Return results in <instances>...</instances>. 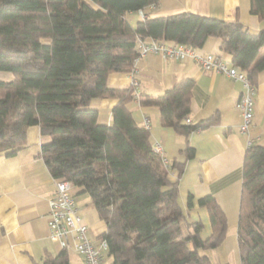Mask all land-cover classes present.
I'll use <instances>...</instances> for the list:
<instances>
[{"label":"trees","instance_id":"obj_1","mask_svg":"<svg viewBox=\"0 0 264 264\" xmlns=\"http://www.w3.org/2000/svg\"><path fill=\"white\" fill-rule=\"evenodd\" d=\"M160 0H0V154L11 156L37 124L51 139L41 157L54 178L68 179L77 193H87L107 223L100 237L108 244L112 264H214L204 249L225 240L228 219L212 194L198 198L209 211L212 232L201 236L203 222H188L179 203L184 163L167 165L127 102L134 87L109 85V74L131 71L138 42L153 38L195 48L209 36L246 72L252 83L264 68V30L251 32L238 19L191 11L147 16L132 25L127 17ZM251 12L264 18V0H251ZM192 78L177 81L143 104L160 107L161 122L181 133L218 122L213 115L187 122ZM115 96L111 124L100 123L95 97ZM187 157L195 149L185 147ZM189 205L193 195H189ZM240 264H264V145L247 146L243 160L237 226ZM36 264H70L69 250ZM230 264V263H225Z\"/></svg>","mask_w":264,"mask_h":264},{"label":"crops","instance_id":"obj_2","mask_svg":"<svg viewBox=\"0 0 264 264\" xmlns=\"http://www.w3.org/2000/svg\"><path fill=\"white\" fill-rule=\"evenodd\" d=\"M146 11L148 16L191 11L228 20L238 19L251 32L264 30V18L251 12V0H160L159 4L147 7ZM131 13L133 11L127 13L128 19ZM141 18L138 12L135 21L130 22L136 25ZM221 44V37L209 36L197 51L212 52L231 60ZM135 68L139 73L140 97L134 95L127 106L139 124L149 127L151 143L163 146L170 163H184L181 173L177 166H171L169 177L179 182L178 199L186 221L203 222V238L211 234L212 223L208 208L200 205L198 198L212 194L221 204L228 219V234L221 245L203 252L211 257L213 263L216 257L219 264H233L225 243L232 234L238 243L244 153L249 140L264 145V68L257 76L254 118L247 133L241 131L243 114L237 105L243 92L241 81L225 73L204 70L192 57L173 59L150 53L135 60ZM185 78L194 81L188 115L192 122L218 115L217 123L181 133L162 124L158 105L141 103L142 97L160 96ZM131 80L130 71H114L109 74L108 82L112 87L124 88L131 85ZM118 102L119 98L115 96L91 100V106L98 109L100 123H112V111ZM50 139L51 136L43 133L39 125H30L21 149L11 156L0 154V264L41 263L60 250L49 237L47 222L48 199L54 192V177L41 157L42 146ZM187 144L195 149L193 157L186 155ZM72 192L79 212L88 224V235L98 241L107 229L106 221L100 217L87 193H77L74 186ZM190 194L193 195L192 206L188 200ZM68 250L70 264H82V256L73 249ZM233 252L235 254V250ZM234 264H240V261Z\"/></svg>","mask_w":264,"mask_h":264},{"label":"built area","instance_id":"obj_3","mask_svg":"<svg viewBox=\"0 0 264 264\" xmlns=\"http://www.w3.org/2000/svg\"><path fill=\"white\" fill-rule=\"evenodd\" d=\"M148 7H154L150 5ZM146 8L138 12L142 18L148 16ZM139 53L135 57L147 56L150 53H159L163 57L173 59L194 58L204 70L217 73H225L242 82L243 92L237 103L243 114L241 131L247 133L254 118L255 97L257 85L252 83L245 71L235 65L231 60L224 59L219 55L206 52L199 53L197 48L186 44L176 43L167 40L145 38L138 42ZM132 75L131 85L134 87V95L140 97L139 73L134 68L130 71ZM186 121L191 118L186 116ZM149 120H147V125ZM252 141H248V145ZM154 149L163 156L164 162L169 165L170 159L166 155L160 143L153 145ZM73 183L68 179L54 178V192L48 199V227L49 237L60 248L73 249L82 256V264H104V253L107 252L108 244L106 239L99 238L95 243L88 235V224L79 212L75 196L72 192Z\"/></svg>","mask_w":264,"mask_h":264},{"label":"rangeland","instance_id":"obj_4","mask_svg":"<svg viewBox=\"0 0 264 264\" xmlns=\"http://www.w3.org/2000/svg\"><path fill=\"white\" fill-rule=\"evenodd\" d=\"M138 12L137 11H133V13L129 14V20L131 22L135 21V18L137 17ZM0 78L2 79H10L12 78V74L11 73H6V72H0ZM228 229H227V234H228ZM89 234V233H88ZM226 234V236H227ZM233 236H235V234H232ZM90 236V235H89ZM233 236H228L227 238V242L225 243V247L229 252V256H230V260L231 262L234 264V262H239L240 261V254H239V250H238V243L236 240V236H235V241H234V237ZM91 237V236H90ZM93 240H95L94 242L97 243L98 241L94 238L91 237ZM72 249H70L71 251ZM233 250H235V254L233 252ZM104 253V264H112V257L107 255L106 251H103ZM214 263L215 264H219V260L214 257Z\"/></svg>","mask_w":264,"mask_h":264}]
</instances>
